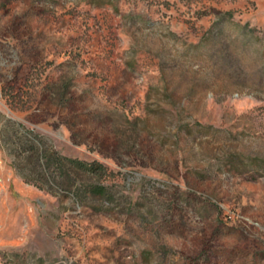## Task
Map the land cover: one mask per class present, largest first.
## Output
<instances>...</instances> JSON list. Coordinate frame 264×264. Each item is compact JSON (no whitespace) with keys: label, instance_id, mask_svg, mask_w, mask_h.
<instances>
[{"label":"rangeland","instance_id":"obj_1","mask_svg":"<svg viewBox=\"0 0 264 264\" xmlns=\"http://www.w3.org/2000/svg\"><path fill=\"white\" fill-rule=\"evenodd\" d=\"M0 264H264V0H0Z\"/></svg>","mask_w":264,"mask_h":264},{"label":"trees","instance_id":"obj_2","mask_svg":"<svg viewBox=\"0 0 264 264\" xmlns=\"http://www.w3.org/2000/svg\"><path fill=\"white\" fill-rule=\"evenodd\" d=\"M25 157L29 173L21 175L31 181L38 182L42 187L56 186L64 190H72L74 194L83 198V194L109 197V188L92 181L93 177L100 178L105 174L104 167L99 163H87L79 159H72L58 154L47 146L43 138L31 134L25 138Z\"/></svg>","mask_w":264,"mask_h":264}]
</instances>
